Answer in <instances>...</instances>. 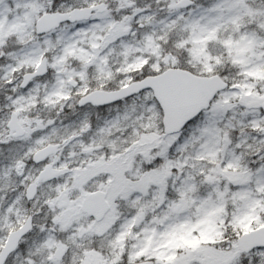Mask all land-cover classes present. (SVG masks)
Here are the masks:
<instances>
[{"label": "snow or ice", "instance_id": "6c2138e0", "mask_svg": "<svg viewBox=\"0 0 264 264\" xmlns=\"http://www.w3.org/2000/svg\"><path fill=\"white\" fill-rule=\"evenodd\" d=\"M0 264H264V0H0Z\"/></svg>", "mask_w": 264, "mask_h": 264}]
</instances>
